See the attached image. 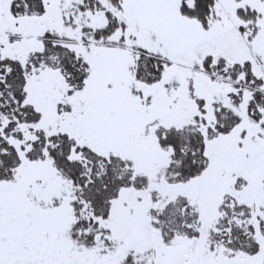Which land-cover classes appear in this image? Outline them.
Segmentation results:
<instances>
[{
    "label": "snow or ice",
    "instance_id": "1",
    "mask_svg": "<svg viewBox=\"0 0 264 264\" xmlns=\"http://www.w3.org/2000/svg\"><path fill=\"white\" fill-rule=\"evenodd\" d=\"M0 264H264V0H0Z\"/></svg>",
    "mask_w": 264,
    "mask_h": 264
}]
</instances>
